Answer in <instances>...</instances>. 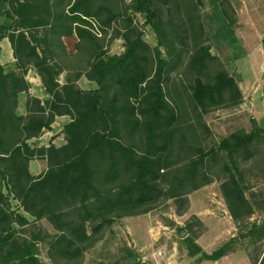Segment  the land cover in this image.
<instances>
[{
  "label": "trees",
  "instance_id": "trees-1",
  "mask_svg": "<svg viewBox=\"0 0 264 264\" xmlns=\"http://www.w3.org/2000/svg\"><path fill=\"white\" fill-rule=\"evenodd\" d=\"M206 1L219 31L233 27L231 0H0V15L29 31L10 34L15 65L23 70L8 71L0 61V264H43L39 243L47 245L53 264H84L125 218L170 205L184 215L190 194L216 181L240 241L254 246L253 264H264V222L251 220L264 212V190L254 192L248 181L258 172L264 181V127L252 120L249 132L237 128L218 138L205 121L209 113L244 101L216 43L204 37ZM7 2L11 10L3 12ZM149 25L155 46L145 40ZM38 27H45L42 39L32 34ZM74 32L80 40L75 57L88 56L85 72L61 84L60 70L37 47ZM118 37L125 50L110 55ZM29 63L50 98H28L23 114ZM83 76L97 87L81 89L77 81ZM64 114L72 118L63 127L64 142L39 144ZM35 159L47 165L39 175L30 171ZM166 220L179 233L188 232L183 242L193 256H225L224 243L203 255L196 243L202 231L190 234L191 225ZM117 262L141 264L142 257L124 244Z\"/></svg>",
  "mask_w": 264,
  "mask_h": 264
},
{
  "label": "crops",
  "instance_id": "crops-1",
  "mask_svg": "<svg viewBox=\"0 0 264 264\" xmlns=\"http://www.w3.org/2000/svg\"><path fill=\"white\" fill-rule=\"evenodd\" d=\"M20 1L22 2L23 0ZM250 2L252 6L258 7L255 4L257 3L256 0H251ZM229 7H230V12L234 17V25L233 27H230V25L225 26L226 28L225 31L221 32L219 31V27L217 26L218 25L217 20L214 19L213 14H211L212 6L208 1H206L201 11L203 15V21H204L203 23L205 26L204 37H208L212 39L214 43H216L215 52L218 55H220V57L222 58L240 57V61H244L243 63L247 65L246 73H248L249 75L251 74L254 75V72L257 71L258 73L261 74L262 70L264 69L262 68L263 64L259 62L258 63L255 62L254 59L257 58L261 59L264 57V48L262 44V40L264 38V13L258 10V8H254V7L247 9L245 0H231V4H229ZM9 9L11 10L10 4L7 2L5 8H3L2 11L6 12ZM11 13L15 18H18V16L13 11H11ZM21 30H24L25 33L29 35L28 30L23 29L22 27H16L14 19L8 17L6 13L0 15V31L3 32L2 34H5V37L2 38L0 41V61L7 68L8 71H15L17 73H20L23 69L18 68L15 65L17 63V58L15 56L12 41L10 39V34H18ZM44 30L45 27H38L37 29H34L32 31V34L36 37V39H42L45 37ZM79 41L80 40L76 32H74L70 36H65V35H63L62 37L55 36V38H53L47 44L44 42H40L38 44L37 51L39 56L45 57L46 60L51 65H55V67L60 70V76L58 77L57 80L61 84H63L66 81L67 76L74 75L80 71L85 72L84 60L88 56L84 54L82 56L75 57V55H78L77 44L79 43ZM32 42L34 44L37 43L35 39H33ZM117 42H120L121 45L124 47V40L121 37L116 38L110 45V49H109L110 55H120L124 52L125 47L124 48L122 47L123 50H121V52L120 51L116 52L112 50ZM73 59H77L76 61L78 63L76 66H71V60ZM61 67L62 69H60ZM26 69H27L26 78L31 83V87L29 88L28 91L23 92L21 94L19 112L23 114L26 113L25 103L28 100V98L34 97L41 99L42 103H44L46 99L50 98V96L46 93L45 88L43 87L37 67L29 63L26 66ZM243 74L244 72L241 70L237 72L236 76L231 74L235 77L239 86V90L243 95V100H244L243 103L240 104L239 107H236L234 109L225 112L218 110L209 113L208 115L205 116V121L207 125L216 135L218 133L217 131H220V127L221 129H223V126L227 124L235 125V127L238 128H244L247 130V132L251 130L252 120H255L259 126L264 127V91H262V93L259 95L258 90L254 89V86L252 84V79H247V75L245 77L243 76ZM84 79L86 80L87 78L83 76L81 79L77 81V84L81 89L89 90V89H95L97 87L96 85H94L92 81L89 80L88 81L90 82V84L88 83L87 87H82V82L85 81ZM216 115H221V120L227 117L226 122L224 120L221 121V126L219 128H216L215 126H213V124H211V122L214 121ZM58 120L60 122L63 121L65 125L66 123L71 121L72 118L68 114L57 115L54 123H56ZM54 123L51 125V129L45 130L43 134L40 136V138L47 132L55 131ZM63 127L60 133L65 137L63 133ZM58 134L59 133L54 134V136H52L51 139L48 141L42 140V144L47 145V143L51 141L53 138L54 141L55 137ZM227 134L228 133H225L223 134V136H226ZM35 160H39V159H35ZM30 171L32 174L38 175L37 173L35 174L31 170V163H30ZM209 186L211 185L205 186L202 189L195 191L194 193L196 194L201 191L205 192V189H207ZM194 193L190 194L189 196L190 198V209L188 211L189 215H195L197 219H199V221L205 223V225H208L207 230L204 233H202L198 238H196V243L202 248L203 255L210 254L217 246V244L219 245L224 243L226 254L218 261H209L203 259L202 255L193 256L192 249L187 247L186 245H184L185 246L184 248L183 247L177 248L175 246L173 248L174 252H172L171 255L166 259V262L164 264H253L252 257L256 255V253L253 250L254 246L249 245L247 242H242V241L240 242L239 237L236 238L238 235L237 227L229 213V210L228 209L221 210L219 217L217 215H214L213 214L214 210L210 209L209 207H206L204 209L200 208L198 210L193 211V203L195 201L192 199V195H194ZM188 212L185 213L184 215H177L176 213H174L173 214L175 217L174 220L173 218L170 219L174 221L178 227H182L181 219L179 218L188 215ZM23 213L24 215L28 216L27 212L23 211ZM256 214L253 215L251 220H253ZM145 217L146 215L137 216V217H127L124 220L128 219V220L138 221L139 219H144ZM259 218L264 219V212H262ZM208 221L216 222L215 228L214 227L212 228V226L209 224ZM151 225L149 226L148 229L146 228L145 235L148 236L149 234L148 237L150 238L153 237L154 239H158V237L160 236H158L157 234L158 232H155L156 228H153V226L151 227ZM162 225L165 228H169V229L171 228V233H174L175 231L177 232L176 227H172L167 224H162ZM131 227H132L131 225L127 226L128 232L130 234L132 232ZM164 234H166V232H164ZM180 234L181 236H184L182 235V232ZM221 240L223 241L221 242ZM143 247L138 250L142 251L144 249ZM159 251H153L151 253V256L153 259H155L156 263L161 264V262L158 260V257L163 255L162 253L159 255L158 254Z\"/></svg>",
  "mask_w": 264,
  "mask_h": 264
},
{
  "label": "rangeland",
  "instance_id": "rangeland-1",
  "mask_svg": "<svg viewBox=\"0 0 264 264\" xmlns=\"http://www.w3.org/2000/svg\"><path fill=\"white\" fill-rule=\"evenodd\" d=\"M246 1V5H247V9L249 8H253L254 6H252L251 4V0H245ZM257 3H255L258 7H254V8H258V10H260L261 12L264 13V0H256ZM250 3V4H249ZM145 40L147 42L150 43V45L155 46L156 44V35L154 33V31L152 30L151 26H147L146 27V31H145ZM122 45L120 42H117L115 44V46L113 47V51H120L123 50L122 49ZM124 48V47H123ZM222 60L226 63L227 69L229 71V74H233L236 76L238 71H243L244 74L243 76L246 77L247 75V79H252V84L254 86L255 90H258V94L260 95L262 93V91H264V69L262 70V73H258L257 71L254 72V75H249L248 73H246V69H247V65L245 63H243L244 61H240V57L237 58H226L223 57ZM239 60V61H238ZM255 62H259L261 64H263L264 68V57L263 58H257L254 59ZM33 79V78H31ZM85 80V79H84ZM88 83L90 84V82L88 81V79H86L85 81L82 82V87H87ZM94 85H96V83H94ZM97 86V85H96ZM246 109V108H245ZM225 112V111H222ZM227 113V112H226ZM67 118V117H66ZM227 118V117H226ZM226 118L222 119L226 122ZM229 118V117H228ZM221 115H216V117L214 118V121L211 122V124H213V126H215L216 128H219L221 126ZM64 123L63 121L60 122L59 120L54 123L55 126V131L53 132H47L46 134H44L39 140L38 143L42 144V140L44 141H48L51 139L52 136H54V134L59 133L56 137L55 140L53 141V143L55 145H61L64 142V136L60 133V131H62V127H63ZM224 125V124H223ZM234 127V128H232ZM238 127H235V125H231V124H227L225 126H223V129H221L220 127V131H217V137L220 138L223 136V134L228 133L231 131V129L235 130ZM33 144L36 141H32ZM31 170L36 174H40L41 172L46 170V162L44 160H33L31 162ZM248 181L249 183H251V185H253V191L258 192L260 190H264V181H262V174L261 173H256L255 177L254 176H250L248 177ZM252 190L250 192H252ZM249 194V191H248ZM192 199L195 201L193 203V211L194 210H198L200 208L204 209L206 207H209L210 209L214 210V215H217L218 217L220 216V212L223 209H227L225 200L220 192V188H219V182H214L211 184V186H209L207 189H205V192L201 191L199 193H194V195H192ZM199 202V203H198ZM14 203H16V201H14ZM175 213V206L174 205H170L169 207H167L166 210L164 211H158V212H153L151 214H147L146 217L144 219H139L138 221H133V220H123L122 223L117 224L115 226V236L113 237V239L111 241H109L106 244H102L99 247H97L96 249H94L92 252H90L87 255L86 261L84 264H98V262L103 261V262H109L112 264H124V263H118L117 261L120 259L121 256V251H122V247L124 244H128L133 250H136L137 252L140 253L141 257H142V262H146L147 264H158L156 263L155 259L152 258L151 253L153 251H159L162 250L161 253L163 256L158 257V260L161 262V264H164L166 262V259L171 255L172 252H174V247L176 246L177 248H181V247H185V243L183 242V239L188 236V232L184 235L181 236V234L177 231H175L174 233H171V228H165L162 224H166L167 220H171L170 218H173L174 220V214ZM210 214V213H209ZM212 214V213H211ZM212 214V215H213ZM259 215L258 213L256 214V216H254L253 221L255 220H259ZM181 219V226L185 227L191 225L192 226V231L191 229L189 230L190 234H193V231H202V233H204L207 230V226L205 225V223L201 222V226L202 228H199V220L196 218L195 215H185ZM128 220V221H127ZM137 220V219H136ZM209 224L212 226V228H215V224L216 222L213 221H208ZM264 222V219H263ZM41 225L46 226L48 228L49 231L51 230V225L45 221L42 220L41 222H39ZM129 223V224H128ZM152 224V225H151ZM131 225V234L128 232V228L127 226ZM151 225V227L153 226V228L155 229V232H158V239H154L153 237H148L146 236V228L148 229L149 226ZM222 226V225H220ZM130 227V226H129ZM137 232V233H136ZM164 232H166V234H164ZM169 232V233H167ZM200 234V235H201ZM238 234V231H237ZM238 238V235L237 237ZM223 240H221L222 242ZM241 242V241H240ZM144 248L142 251H139L138 249H141L142 247ZM218 246V244H217ZM39 258L41 259V261L43 262V264H53L51 262V260L48 257L47 254V245L45 243H39ZM254 250V249H253ZM255 252V251H254Z\"/></svg>",
  "mask_w": 264,
  "mask_h": 264
},
{
  "label": "water",
  "instance_id": "water-1",
  "mask_svg": "<svg viewBox=\"0 0 264 264\" xmlns=\"http://www.w3.org/2000/svg\"><path fill=\"white\" fill-rule=\"evenodd\" d=\"M262 222H263V218H260L259 219V223L262 224ZM185 233H186L185 231H182V235H185ZM141 264H147V263L146 262H142Z\"/></svg>",
  "mask_w": 264,
  "mask_h": 264
},
{
  "label": "built area",
  "instance_id": "built-area-1",
  "mask_svg": "<svg viewBox=\"0 0 264 264\" xmlns=\"http://www.w3.org/2000/svg\"><path fill=\"white\" fill-rule=\"evenodd\" d=\"M158 254L160 255L161 254V251H159Z\"/></svg>",
  "mask_w": 264,
  "mask_h": 264
}]
</instances>
